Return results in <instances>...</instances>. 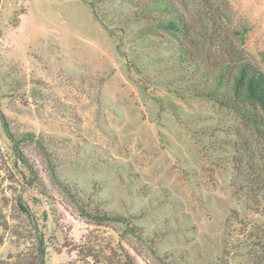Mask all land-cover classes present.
<instances>
[{"label":"rangeland","instance_id":"374dc122","mask_svg":"<svg viewBox=\"0 0 264 264\" xmlns=\"http://www.w3.org/2000/svg\"><path fill=\"white\" fill-rule=\"evenodd\" d=\"M149 1L0 0V264H39L41 238L47 264H258L264 126L177 51L264 72V0H173L178 36ZM3 120L36 136L19 139L35 184Z\"/></svg>","mask_w":264,"mask_h":264},{"label":"trees","instance_id":"16d2710c","mask_svg":"<svg viewBox=\"0 0 264 264\" xmlns=\"http://www.w3.org/2000/svg\"><path fill=\"white\" fill-rule=\"evenodd\" d=\"M177 8L176 2H173V0H150L145 10L161 14L166 13L165 16L156 19L154 23H157L161 28L173 35H187L189 25L180 17L182 13ZM211 20V24L216 32L220 27V22L216 19V16L215 19L213 16ZM198 59V55L193 53L190 48H180L177 51V60L189 68L190 72H193V78L198 77L199 81L205 83L206 94L209 97H212L224 106L232 108L243 122L250 126L256 127L257 129L263 127L264 115H262L260 110L264 112V72L252 67L248 62H239L237 66H234L224 61L203 62L198 61ZM3 124L13 143L17 161H20L28 168L29 173L28 176L25 174V177L31 182L30 184H35L37 181L36 172L25 158L24 151L20 147L21 142L19 139L22 140V138H25L27 140L38 141L36 136L32 132H27L23 134V137L18 139L10 131L7 121L3 120ZM237 144L243 146L244 150L248 153H253L252 151L255 150L251 140L245 141L241 138ZM63 188L65 192H68L67 186H63ZM20 207L27 215H33L29 205L26 203L20 201ZM83 212L85 211L83 210ZM85 214L96 222H124L128 227L130 226L129 219L120 214H94L88 211ZM131 230L133 229L131 228ZM259 248H262L263 252L258 256V264H264V237H262ZM39 259V264H47L46 247L43 238L40 239Z\"/></svg>","mask_w":264,"mask_h":264}]
</instances>
